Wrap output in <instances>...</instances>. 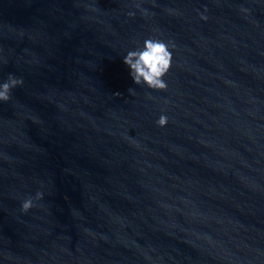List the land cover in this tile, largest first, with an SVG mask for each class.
Wrapping results in <instances>:
<instances>
[{
	"label": "water",
	"instance_id": "95a60500",
	"mask_svg": "<svg viewBox=\"0 0 264 264\" xmlns=\"http://www.w3.org/2000/svg\"><path fill=\"white\" fill-rule=\"evenodd\" d=\"M149 37L166 91L123 63ZM9 73L0 264H264V0H0Z\"/></svg>",
	"mask_w": 264,
	"mask_h": 264
},
{
	"label": "clouds",
	"instance_id": "9594fccd",
	"mask_svg": "<svg viewBox=\"0 0 264 264\" xmlns=\"http://www.w3.org/2000/svg\"><path fill=\"white\" fill-rule=\"evenodd\" d=\"M136 6L140 8L139 3ZM141 11L144 15H148L146 9H141ZM172 11L169 10V12ZM134 15V12H128V16L132 17ZM200 18L207 20L205 15H201ZM174 48L175 44L171 41H165L158 37H149L143 41L142 47L129 50L123 57V63L130 69V76L136 85H146L148 89L154 91H166L168 84L164 77L172 66V50ZM23 84L24 80L22 77L9 73L7 79L0 83V102L8 103L12 99L13 89L22 87ZM129 93L133 94L134 89H129ZM168 122V117L165 114H161L156 120V124L159 127L167 126ZM132 142L135 143V141ZM43 198L44 193L41 191H37L34 197H26L21 201L20 211L25 214L28 213L38 206L36 202L43 200Z\"/></svg>",
	"mask_w": 264,
	"mask_h": 264
}]
</instances>
